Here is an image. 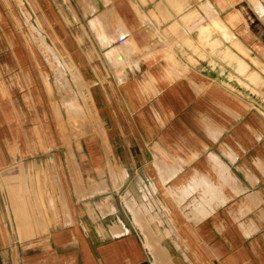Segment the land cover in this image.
<instances>
[{
  "label": "crops",
  "instance_id": "1",
  "mask_svg": "<svg viewBox=\"0 0 264 264\" xmlns=\"http://www.w3.org/2000/svg\"><path fill=\"white\" fill-rule=\"evenodd\" d=\"M29 1L73 57L98 108L113 163L126 173L112 191L126 187L120 198L138 197L129 183L143 181L141 166L151 164L163 189L158 197L155 185L148 182L155 187L149 193L144 182L141 196L155 199L156 213L176 232L183 217L187 235L166 237V251L148 236L140 245L130 230L141 234L131 214L138 221L137 213L126 201L125 225L110 195L117 221L102 235L73 185L70 203L54 168L67 195L65 207L53 219L47 214L50 200L42 203L46 192H34L46 237L30 246L20 242L24 217L28 233L35 230L32 210L24 215L10 190L18 237L13 240L0 216V247L15 251L12 264H264V0H175V6L171 0ZM190 7L203 17L200 27L216 26L215 49L188 46L198 41L197 31L188 38L181 30L199 24L190 23L194 10L181 20L180 11ZM85 148L90 168L107 167L102 137L89 138ZM69 160L71 170L79 171ZM74 177L81 181V173ZM12 179L24 188L32 180L28 174ZM97 206L91 208L96 212Z\"/></svg>",
  "mask_w": 264,
  "mask_h": 264
},
{
  "label": "rangeland",
  "instance_id": "2",
  "mask_svg": "<svg viewBox=\"0 0 264 264\" xmlns=\"http://www.w3.org/2000/svg\"><path fill=\"white\" fill-rule=\"evenodd\" d=\"M175 3V0H171L172 6H175ZM190 10H194L190 23L199 20V24L182 26L186 28L181 30L182 33H186L185 37H188L187 34L193 36L195 31L198 34V41L191 39L188 46L196 47V51L198 47L204 50L208 48L207 46L215 49L219 40L215 41L211 36L215 33L216 26L211 24L208 28L200 27L204 24V19L193 7L180 11L181 20ZM39 15L38 8L29 0H0V216L4 224L8 227L13 240L17 238L18 227L10 201L12 190L18 197L21 212L25 215L27 208L32 210L31 219L35 225V230L28 233L26 228L28 218L24 217L20 243L30 246L42 236L33 195L34 192L45 191L46 193H41L42 203L46 202V199L51 203L50 206L45 203L47 214L53 219L55 216L52 214H61V205L64 206V197L67 198V195L64 187L62 190L58 185V173L53 170L57 168L63 178L61 182L64 181L67 186L70 203H74L75 200L72 193L73 185L76 198L82 199L80 205L84 208L86 205L89 206V215L94 224L99 225V233L106 235L107 231L115 226L117 218L112 208L115 205V214L120 216L125 225H130L129 214L124 209L126 207L130 211L126 205V201H129L137 213L138 221L131 212L135 224L140 223L142 235L135 227L130 230L136 235L140 245L142 238L146 243L148 236V241L153 244L156 242L157 248L166 251L169 248L166 237L177 236L178 233L184 238L187 235L186 228L182 227L183 217L178 216L181 219V224L179 223L181 228L176 232L172 224L166 223L164 217L162 220L156 213L155 199L152 197L150 200L145 192L141 196L140 188L143 189L144 182L147 183L145 188L149 193L156 187L158 197L160 190L163 189L151 164L141 166L145 174L141 176L143 181L137 177V185L133 180L129 183V188L132 187L131 191L138 197L134 198L129 193H124L120 198L119 194L126 187L121 188L116 194L112 191L113 185L116 189L119 187L118 175L123 170L113 163L98 108L73 57L67 51L64 52L58 39L51 34L47 23L41 20ZM182 22L188 23V18H183ZM99 38L102 42L108 41L102 33H99ZM183 42L187 45V42ZM183 42L177 43L180 48H186ZM199 57L201 58L202 54ZM176 70L181 72L180 69ZM100 136L105 144L108 163L105 169L99 166L95 171L86 163L84 151L89 138L101 139ZM70 158L79 171L71 170L68 164V161L71 164ZM80 173L81 181L78 182L74 175L78 177ZM23 174H28L32 179L26 184V188L18 179H12ZM148 182L155 187L148 186ZM170 189L168 187L166 190L168 195H172ZM97 193L101 195L92 201L90 197ZM45 195L51 198H44ZM171 199L180 204L177 198ZM96 205L99 206L96 207L97 213L91 208ZM45 237L46 235L39 239ZM23 248L22 245L20 251ZM23 255L20 253V256ZM15 256V251L12 254L10 247H0V264H12V258Z\"/></svg>",
  "mask_w": 264,
  "mask_h": 264
},
{
  "label": "bare ground",
  "instance_id": "3",
  "mask_svg": "<svg viewBox=\"0 0 264 264\" xmlns=\"http://www.w3.org/2000/svg\"><path fill=\"white\" fill-rule=\"evenodd\" d=\"M47 85V84H46ZM47 90V89H46ZM125 171L123 170L122 171V173H120L118 176H119V183L117 184L118 186H120L122 183H123V181H124V178H125ZM118 186H116V187H118Z\"/></svg>",
  "mask_w": 264,
  "mask_h": 264
}]
</instances>
